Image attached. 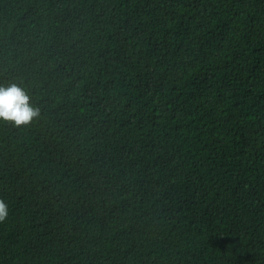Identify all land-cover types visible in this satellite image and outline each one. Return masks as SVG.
Wrapping results in <instances>:
<instances>
[{"label": "trees", "instance_id": "16d2710c", "mask_svg": "<svg viewBox=\"0 0 264 264\" xmlns=\"http://www.w3.org/2000/svg\"><path fill=\"white\" fill-rule=\"evenodd\" d=\"M0 264H264V0H0Z\"/></svg>", "mask_w": 264, "mask_h": 264}, {"label": "clouds", "instance_id": "9594fccd", "mask_svg": "<svg viewBox=\"0 0 264 264\" xmlns=\"http://www.w3.org/2000/svg\"><path fill=\"white\" fill-rule=\"evenodd\" d=\"M39 109L30 103L27 93L15 83L0 85V119L26 124L37 116ZM8 215V206L0 200V220Z\"/></svg>", "mask_w": 264, "mask_h": 264}]
</instances>
